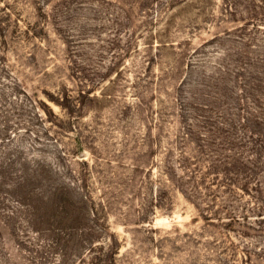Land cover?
<instances>
[{"label": "rangeland", "instance_id": "obj_1", "mask_svg": "<svg viewBox=\"0 0 264 264\" xmlns=\"http://www.w3.org/2000/svg\"><path fill=\"white\" fill-rule=\"evenodd\" d=\"M0 138L106 226L52 249L0 195V264H264V0H0Z\"/></svg>", "mask_w": 264, "mask_h": 264}, {"label": "trees", "instance_id": "obj_2", "mask_svg": "<svg viewBox=\"0 0 264 264\" xmlns=\"http://www.w3.org/2000/svg\"><path fill=\"white\" fill-rule=\"evenodd\" d=\"M62 97L61 100H63L66 105H69L71 99L69 93H64ZM62 106L65 107V104H62ZM0 140L3 142L4 138H0ZM243 154L244 152L240 153L235 151L231 157L228 156V154L223 155L222 152H218L217 156L222 155L225 158V164L231 165L232 167V174L229 180H232L234 175H238L239 166L252 172L251 176L257 174V165L250 166L248 163H251V160L249 162L245 161V154ZM213 162L218 166L217 160H214ZM13 163L6 159L3 161L0 159V195L5 196L6 201H9L8 198H13L17 205H19V208L26 207L30 210L28 219L25 220L27 225H29L30 230H26V233H45V235L51 240L52 245H50V248L52 249L61 246L62 244H72L75 245L77 249L80 248V246L83 249L90 246V252L93 251L92 247L95 242L101 238L106 226H104L105 224L103 222L99 224L98 227L93 226L94 223L98 224L101 219H98L99 217L95 212V206L92 204L93 202L89 196L86 194L82 195L80 193H75V191L66 184H58L49 170H43L40 172L35 170L30 172L28 166H24L25 169H19L16 167L14 168ZM233 172L235 174H233ZM191 173L194 175L193 171H191ZM44 181L53 182L51 188L43 189L42 186ZM201 185H204V183L200 184V186ZM200 186H193L192 191H197ZM222 186H226V183L220 185V187ZM40 189L44 190L41 195ZM245 191H247V189ZM227 193L230 196L232 194L230 189ZM214 197H218V194L209 195V199L213 203L216 202L214 201ZM228 197L226 201L223 199V203L220 204V208L219 210H216V213L226 211L227 214L230 215L229 218L231 219V222L234 223L239 221V218H235L237 213L234 209L230 208L231 206L234 207V205L231 202L232 199H228ZM44 199H46V201ZM43 204H47L48 209L42 212L40 205L43 206ZM258 208L261 209V207ZM262 209L264 208L262 207ZM9 212L11 213V216L17 214L15 210H10ZM258 215H262L261 212H259ZM244 217V220L247 221V225L245 226L252 229L253 223L248 222V216ZM88 221L92 222L89 223ZM21 232L24 233L25 231L21 230ZM117 253V245H114L113 243V245L110 246L109 251L100 257H95L97 262L94 263H113Z\"/></svg>", "mask_w": 264, "mask_h": 264}]
</instances>
